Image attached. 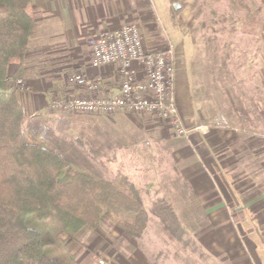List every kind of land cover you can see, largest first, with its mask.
Wrapping results in <instances>:
<instances>
[{
    "label": "rangeland",
    "instance_id": "1",
    "mask_svg": "<svg viewBox=\"0 0 264 264\" xmlns=\"http://www.w3.org/2000/svg\"><path fill=\"white\" fill-rule=\"evenodd\" d=\"M175 2L181 4L178 11L173 7ZM152 3L159 33L176 50L177 77L182 76L176 80V93L178 86H186L195 99L197 118L210 125L215 115L225 113L226 81L236 79L239 83L237 76L225 77L234 68L227 58L240 51V46L254 44L255 33L260 31L255 24L264 20V0H152ZM237 37L243 40L239 46L235 43ZM232 61L239 67V60ZM49 111L38 117L56 128L70 150L88 157L93 168L107 179H114L118 173L127 174L140 189L148 210L156 200L169 201L198 246L193 251V246L171 239L159 219L151 214L140 238L107 223L81 230L68 243L73 248L82 247L78 264L262 263L255 251V241L264 239V219H252L250 212L245 218L241 209L233 211L238 203L228 204L227 213L208 212L211 203L201 202L202 197L207 198L200 195L205 189L195 190L185 171L190 165L179 162L180 156L172 154L174 147H178L174 141L170 140L165 149L150 150V144L135 138L140 136L137 129L120 121L113 123L112 114ZM63 119L66 122L61 123ZM187 123L192 127L194 122ZM185 152L183 149L182 153ZM203 173L194 177L195 183L207 184V174Z\"/></svg>",
    "mask_w": 264,
    "mask_h": 264
},
{
    "label": "crops",
    "instance_id": "2",
    "mask_svg": "<svg viewBox=\"0 0 264 264\" xmlns=\"http://www.w3.org/2000/svg\"><path fill=\"white\" fill-rule=\"evenodd\" d=\"M31 1L46 29L40 43L28 55L22 75L25 89L19 90L20 101L30 116L49 113V102L55 97H95L119 91L116 66H91L90 37L98 30H116L137 22L147 50H161L167 45V39L158 31L152 0ZM255 27L260 31L255 33L253 46H240V51L227 58L234 68L225 77L237 76L239 83L236 79L226 81L225 113L215 115L206 132L193 131L185 139L175 136L168 122L144 113L117 111L110 118L113 123L120 121L137 129L140 136L135 138L150 144V150L165 149L170 140L174 141L178 147H174L172 154L180 156L179 162L190 165L185 171L195 190L205 189L200 195L207 198L201 196V202L211 203L208 212L227 213L228 204L238 203L233 211L243 210L245 218L250 212L252 219L260 221L264 219V20L257 21ZM235 43L241 45L242 37H237ZM232 60H239V67ZM15 69L13 65L11 72ZM74 73H84L85 80L71 82L69 78ZM177 78L181 80L182 76ZM186 88L178 86L177 103L186 123H193L198 109L192 92ZM201 172L207 174L206 185L194 182ZM255 243L262 262L256 264H264V239Z\"/></svg>",
    "mask_w": 264,
    "mask_h": 264
},
{
    "label": "trees",
    "instance_id": "3",
    "mask_svg": "<svg viewBox=\"0 0 264 264\" xmlns=\"http://www.w3.org/2000/svg\"><path fill=\"white\" fill-rule=\"evenodd\" d=\"M44 31L31 0H0V264H78L82 247L68 243L81 230L107 223L140 238L151 214L198 250L169 201L148 210L127 175L105 178L42 117L27 119L17 80Z\"/></svg>",
    "mask_w": 264,
    "mask_h": 264
},
{
    "label": "built area",
    "instance_id": "4",
    "mask_svg": "<svg viewBox=\"0 0 264 264\" xmlns=\"http://www.w3.org/2000/svg\"><path fill=\"white\" fill-rule=\"evenodd\" d=\"M91 66H116L120 89L112 95L85 97L69 95L55 97L51 109L111 114L117 111L144 113L168 122L173 134L189 139L193 131L206 132L209 125L198 118L193 126L186 123L176 93L177 61L173 43L167 40L164 49L145 48L141 28L129 22L116 30L100 29L90 37ZM71 82L85 80L84 73H74ZM18 90L25 89V81L17 80ZM93 89L97 87L92 85Z\"/></svg>",
    "mask_w": 264,
    "mask_h": 264
},
{
    "label": "water",
    "instance_id": "5",
    "mask_svg": "<svg viewBox=\"0 0 264 264\" xmlns=\"http://www.w3.org/2000/svg\"><path fill=\"white\" fill-rule=\"evenodd\" d=\"M173 7L176 11H178L181 8V4L179 2L173 3Z\"/></svg>",
    "mask_w": 264,
    "mask_h": 264
}]
</instances>
